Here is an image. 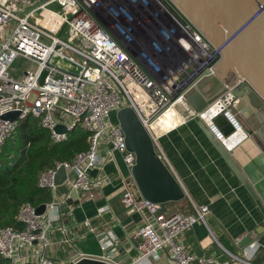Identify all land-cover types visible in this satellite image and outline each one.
I'll list each match as a JSON object with an SVG mask.
<instances>
[{
    "label": "built area",
    "instance_id": "2783aa9c",
    "mask_svg": "<svg viewBox=\"0 0 264 264\" xmlns=\"http://www.w3.org/2000/svg\"><path fill=\"white\" fill-rule=\"evenodd\" d=\"M220 51L169 0H0V149L27 116L38 120L53 145L65 141L77 127L89 134L86 151L70 161L55 162L38 175L37 187L52 195L44 203L45 214L36 215L38 206L24 203L16 215L20 229L0 227V258L8 264H54L47 254L51 220L44 226L42 218L58 212L72 199V192L77 201L93 200L110 177H92L91 171L101 172L116 153L127 172L120 179V203L143 220L129 236L136 255L125 264H153L150 257L159 252L166 255V264H214L213 258L187 253L179 242L197 224L214 238L207 222L208 206L194 207V215L169 213L143 199L131 176L135 156L126 149L123 132L110 116L130 108L165 162L159 140L178 125L161 134L152 125L170 109L180 116V123L201 117L191 111L184 92L204 71L212 73ZM54 55L78 72L53 66ZM17 58L36 69L14 79L9 68ZM227 89L214 104L226 105V114L233 101L232 87ZM8 112H18V120H1ZM57 126L65 132H55ZM61 166L66 172L61 187L66 192L58 196L60 187L54 180ZM82 225L98 240L101 254L96 260L118 264L114 260L119 238L108 229L97 231L88 220ZM248 238L245 257L223 249L227 255L223 264H256L252 258L257 234L251 232Z\"/></svg>",
    "mask_w": 264,
    "mask_h": 264
},
{
    "label": "crops",
    "instance_id": "0c3cea01",
    "mask_svg": "<svg viewBox=\"0 0 264 264\" xmlns=\"http://www.w3.org/2000/svg\"><path fill=\"white\" fill-rule=\"evenodd\" d=\"M172 118L173 115L167 111L157 121V124L160 123L164 129L163 132L174 128ZM182 124L186 125V123H181L161 137L159 148L163 152L165 163L181 184L186 193V199L192 207L208 206L210 216L207 222L216 241L203 225L197 224L180 238V244L187 253L196 257H210L215 260L214 264H223L227 261V255L223 249L244 258L245 247L249 245V242L246 243V238L251 232H255L257 242L252 261L256 264H264L263 216L238 179L203 135L197 125V120L187 121V125L189 124L187 129H184L185 125ZM239 125L245 137L236 133V139L238 136L240 138L232 144L229 155L264 207V146L256 137L248 135L244 124L239 123ZM188 134L197 135L201 143L209 148L202 158L205 159L209 154L210 165L208 163L206 166L203 165L198 155H194L184 147L183 142ZM171 149H174V152ZM167 157L170 163L167 162ZM187 171L190 175L197 174L205 178V181L199 180V183L211 194L207 203L196 204L191 199L189 193L198 191V188L192 185L188 189L189 181L184 178L188 175ZM91 176L110 177V181L102 190L97 191L93 200L82 199L74 203L71 197L72 199L66 205L61 206L58 212L47 213L42 218L44 226L47 225L49 219L51 220L47 232L49 243L47 254L54 264H72L74 259L80 258L96 260L101 254L95 234L88 233L82 225L85 220L90 221L97 231L108 229L119 238L115 259L126 262L136 255L129 236L142 227L143 220L139 213L128 212L120 203L122 192L120 179L127 176L120 156L114 153V161L107 163L101 172L91 171ZM200 185L197 186L201 188ZM64 193L65 191L60 193L59 189L57 190L58 196ZM242 243L246 245L241 247ZM166 263L167 261H163L157 264ZM229 264L239 263L232 261Z\"/></svg>",
    "mask_w": 264,
    "mask_h": 264
},
{
    "label": "water",
    "instance_id": "95a60500",
    "mask_svg": "<svg viewBox=\"0 0 264 264\" xmlns=\"http://www.w3.org/2000/svg\"><path fill=\"white\" fill-rule=\"evenodd\" d=\"M169 1L211 45L221 49V57L212 73L204 71L184 92V98L191 111L201 115L197 120L201 132L246 190L264 219L262 203L231 159V147L227 146L235 139L236 133H242L235 114L244 120L248 135L256 137L264 146V0ZM45 76L46 70L38 78L39 85ZM227 87H232L230 92L233 97L231 106L227 108L228 114L223 108L210 115L209 122L205 121L204 115H209L217 99L227 92ZM19 115L18 112H8L1 116V120L14 122ZM115 119L123 132L126 149L135 156L131 176L140 196L158 204L162 212H166L169 203L185 199L184 189L156 153L150 136L134 112L130 108H123L116 112ZM55 132L64 133L65 129L57 126ZM65 178L66 172L61 166L55 175V186L61 187ZM71 196L77 203L76 193L72 192ZM45 211L46 205L41 204L36 208V215L43 216ZM262 229L263 233L264 224ZM247 242H250L248 237ZM246 243H242L241 247ZM129 260L114 261L125 264ZM74 264L109 263L81 258Z\"/></svg>",
    "mask_w": 264,
    "mask_h": 264
},
{
    "label": "trees",
    "instance_id": "16d2710c",
    "mask_svg": "<svg viewBox=\"0 0 264 264\" xmlns=\"http://www.w3.org/2000/svg\"><path fill=\"white\" fill-rule=\"evenodd\" d=\"M88 136L77 127L67 134L65 141L53 145L37 119L27 116L18 123L0 149V227L20 229L16 215L21 205L30 203L36 207L49 202L50 192L37 187L38 175L55 162L70 161L76 154L86 151ZM184 201L188 202L185 209L189 210L181 213L194 215V208L186 198L177 203ZM0 264L8 262L0 258Z\"/></svg>",
    "mask_w": 264,
    "mask_h": 264
},
{
    "label": "rangeland",
    "instance_id": "374dc122",
    "mask_svg": "<svg viewBox=\"0 0 264 264\" xmlns=\"http://www.w3.org/2000/svg\"><path fill=\"white\" fill-rule=\"evenodd\" d=\"M50 63L59 68L62 69L66 72L69 73H77L78 69L73 66L72 64H69L68 62H66L65 60L61 59L60 57L54 55L51 58ZM34 70L36 69V65L35 64H30V62L21 59V58H17L13 61V63L11 64V67L9 68V72L12 74V77L14 79H19L23 73L26 70ZM171 114V112H169ZM115 114H111L110 119L113 123L116 122L115 119ZM231 114L233 115L234 113L231 112ZM235 120L238 122L239 120L236 118L235 116ZM173 121V122H172ZM172 125L177 126L180 123V119L179 116L177 115V118H175V116H173L172 118ZM182 122V121H181ZM181 124V123H180ZM156 123H154L153 126H155ZM185 125V124H182ZM158 126H160V123L158 124ZM168 127V126H167ZM170 127V126H169ZM184 129H187V127H189V124L183 126ZM161 131L158 130V134H161L163 132L164 129H162V127L160 126ZM202 141L198 139L197 135H187L184 139V147L188 150L191 151L192 153H194V155H198V157H200V161L203 165L206 166V164L208 163L210 165V160L208 159V157H210V155L208 154L207 157L204 159L202 158V155H204V152H208V147L205 146V144L201 143ZM174 152V149H171ZM167 156V155H166ZM167 162L170 163L168 157H167ZM211 162H213L211 160ZM187 176H185L184 178L187 179L189 181V184L187 185L188 189H190L192 187V185L196 186L198 188V191H192L191 193V199L196 203V204H204L207 203L210 198H211V194L208 193L203 186L200 185L199 180L201 181H205V178L201 175H197V174H193L190 175L189 172L187 171ZM179 178L181 179V177L179 176ZM197 185H200L201 188H199ZM195 190V189H194ZM66 192V188L65 187H60L59 188V192ZM189 199V198H188ZM188 202L184 201L181 203H176V204H169L167 205V212H182L185 213L187 212L189 209H185V206ZM150 260L152 261L153 264H157L163 261H166V255L163 252H159L157 255H153L150 257Z\"/></svg>",
    "mask_w": 264,
    "mask_h": 264
},
{
    "label": "bare ground",
    "instance_id": "6f19581e",
    "mask_svg": "<svg viewBox=\"0 0 264 264\" xmlns=\"http://www.w3.org/2000/svg\"><path fill=\"white\" fill-rule=\"evenodd\" d=\"M224 106H226V105H224ZM224 106L219 105V106L212 107L211 110H210L209 115L208 116L204 115L205 121L209 122L210 115L212 116L213 114H216V113L220 112L224 108ZM169 112H171V114L173 116H175V118H177V114H176V112L173 109H170ZM179 119H180V122H181L180 116H179ZM153 125H152L153 129H155L156 133L158 134V130L160 131V127L158 126L157 122H156L155 126H153ZM240 134L242 135L241 132H240ZM239 138H240V136H238L237 139H236V135H235V139L233 141H231L229 144H227V146L230 148L232 146V144H234V142L236 140H238Z\"/></svg>",
    "mask_w": 264,
    "mask_h": 264
},
{
    "label": "flooded vegetation",
    "instance_id": "af4514ba",
    "mask_svg": "<svg viewBox=\"0 0 264 264\" xmlns=\"http://www.w3.org/2000/svg\"><path fill=\"white\" fill-rule=\"evenodd\" d=\"M236 116V118L239 120L238 122L240 124H244V120L242 119V117L239 114H235L234 117Z\"/></svg>",
    "mask_w": 264,
    "mask_h": 264
}]
</instances>
